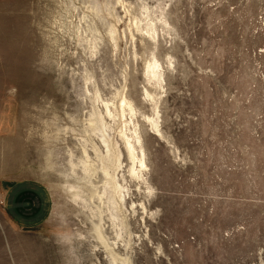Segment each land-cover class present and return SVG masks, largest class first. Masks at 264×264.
<instances>
[{
    "label": "rangeland",
    "instance_id": "1",
    "mask_svg": "<svg viewBox=\"0 0 264 264\" xmlns=\"http://www.w3.org/2000/svg\"><path fill=\"white\" fill-rule=\"evenodd\" d=\"M89 3L107 8L93 16ZM85 12L103 36L95 54ZM153 57L161 89L145 75ZM96 87L110 101L126 95L137 112L132 125L129 115L107 118L129 190L119 213L121 257L264 264V0H0V190L37 182L51 200L46 222L26 229L0 208V264H113L95 247L80 164ZM122 124L128 134L136 124L141 136L147 168L139 179L128 173ZM92 181L102 186L100 177Z\"/></svg>",
    "mask_w": 264,
    "mask_h": 264
},
{
    "label": "bare ground",
    "instance_id": "2",
    "mask_svg": "<svg viewBox=\"0 0 264 264\" xmlns=\"http://www.w3.org/2000/svg\"><path fill=\"white\" fill-rule=\"evenodd\" d=\"M104 7L107 8V6L105 5L100 7L97 4L92 3L86 5V9L90 11L93 16L102 14ZM89 17V14L85 12L80 19L84 21V24L86 26L83 30V33L86 34L85 39H87V35H90V39H88L90 42V49L94 50L93 54H95L98 49V42L103 38V36L100 29L88 20ZM78 26L81 25L78 24ZM134 27L139 30L137 22L135 23ZM82 28L83 26H81L79 30H81ZM148 33L151 36L157 35V30L154 28V24L150 29H148ZM117 35V27L115 25L109 26L107 30V36L108 39L113 43L115 48L117 47L118 41ZM147 62L148 63L145 67V75L147 76L148 81L150 83L155 82L161 89V82L164 81L162 65L154 57L152 60H149ZM91 79L92 77L89 75H87L85 78L87 93H90L88 85L91 82ZM115 95L116 97L113 101L104 99L101 96L99 89L96 87L90 97L92 101V110L89 113L88 118L85 120L87 126L84 130L82 157L80 159L82 170L86 174L87 179L90 180V188L87 190L86 198H84L86 192L85 190H83L81 187H72V196L74 198H84L86 202L91 203L90 208L92 209V216L97 218L96 221H92L91 229L93 233L92 237L95 238L98 243V245L95 246L96 249L97 247H99V244H101L103 247V252L107 254L113 264H116L119 261H123L126 262V264H129V259H123L120 254V241L123 240L121 239L122 231H124V229L126 228V224L123 219H120L119 215V213L123 210L122 208L125 206L129 190L121 183V180H125L124 175H120L123 164V152L119 144L117 142L113 143L110 139L107 118L115 120L116 117H121L124 119L129 115L130 118L128 119H131L130 121L132 125L133 118L135 119L137 112L133 102L128 99L126 95L122 94L121 92H116ZM147 96L152 99L151 101L155 102L154 97L148 92H146V97ZM146 120L147 122H149V124H151L152 128L157 133L161 134L159 122L156 118L147 117ZM124 129L120 130V136L123 140L127 155L130 160L128 173L132 177H136L137 179H139L142 177L144 170L147 168L145 160L146 155L143 149L141 136L138 132L136 124L133 132H129V134L126 131V126ZM92 135H97L100 138V143L94 142L92 139ZM89 144L91 145V149L93 151V154L95 155V158H93L91 156V153L89 152ZM92 177H100L102 186L96 185L92 181ZM96 201L98 202V204H96ZM106 216L109 217L111 221V227L114 230L115 237L113 238L107 235V222L105 219ZM127 246H129V243H127Z\"/></svg>",
    "mask_w": 264,
    "mask_h": 264
},
{
    "label": "crops",
    "instance_id": "3",
    "mask_svg": "<svg viewBox=\"0 0 264 264\" xmlns=\"http://www.w3.org/2000/svg\"><path fill=\"white\" fill-rule=\"evenodd\" d=\"M0 198L16 228L41 226L49 217L50 195L40 183L19 182L5 191L0 190Z\"/></svg>",
    "mask_w": 264,
    "mask_h": 264
},
{
    "label": "built area",
    "instance_id": "4",
    "mask_svg": "<svg viewBox=\"0 0 264 264\" xmlns=\"http://www.w3.org/2000/svg\"><path fill=\"white\" fill-rule=\"evenodd\" d=\"M4 201L0 198V208H3L4 207Z\"/></svg>",
    "mask_w": 264,
    "mask_h": 264
}]
</instances>
